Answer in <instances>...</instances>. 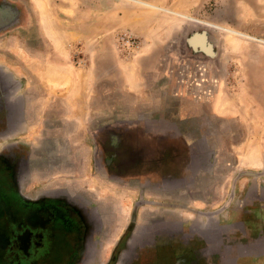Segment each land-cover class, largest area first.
Returning <instances> with one entry per match:
<instances>
[{
    "label": "rangeland",
    "instance_id": "1",
    "mask_svg": "<svg viewBox=\"0 0 264 264\" xmlns=\"http://www.w3.org/2000/svg\"><path fill=\"white\" fill-rule=\"evenodd\" d=\"M139 1L151 7L0 0L20 11L0 25V159L11 161L22 197L76 194L82 213L101 214L73 264H264V166L241 167L233 151L264 158V0ZM110 6L151 27L158 20L167 37L110 26L100 18ZM40 17L67 51L64 72L48 74L52 87H65L72 69L76 85L92 73V90L77 93L85 103L69 105L81 119H70L63 97L43 103L37 72L52 55L41 56ZM201 30L213 56L185 43ZM115 31L136 36L139 51L122 57ZM127 73L138 84L129 91ZM218 100L229 109L216 113Z\"/></svg>",
    "mask_w": 264,
    "mask_h": 264
},
{
    "label": "flooded vegetation",
    "instance_id": "2",
    "mask_svg": "<svg viewBox=\"0 0 264 264\" xmlns=\"http://www.w3.org/2000/svg\"><path fill=\"white\" fill-rule=\"evenodd\" d=\"M0 11L9 18V11ZM76 196L51 192L34 200L22 197L11 161L1 158L0 264H73L81 245L91 243L84 241L86 234L102 227L101 214L94 218L82 213L87 207L77 203Z\"/></svg>",
    "mask_w": 264,
    "mask_h": 264
},
{
    "label": "crops",
    "instance_id": "3",
    "mask_svg": "<svg viewBox=\"0 0 264 264\" xmlns=\"http://www.w3.org/2000/svg\"><path fill=\"white\" fill-rule=\"evenodd\" d=\"M133 1H136V2L141 3V4L143 3L144 5L151 7L150 3H148V2H143V1H139V0L138 1L133 0ZM14 7H15L14 5H7V4L0 3V9L7 10V11L11 12L12 15L14 14L13 17H9L8 19H6L5 16H3V17L1 16L3 11H0V21H1V19H3L2 23L0 22V25L2 27L7 26L9 24H13V22H15L16 13H19L20 11H19V8L18 9L16 8L15 11H13ZM39 8H44V5L39 7ZM154 8H157V7L154 6ZM115 9H117V8H115L113 6L106 7L105 10L103 9L104 12L101 13L100 18L102 20L105 19L109 22L112 21V19H113L114 20L113 23H109L110 26L113 25V26H115L114 28L128 29L130 32H132L136 35H139V36L140 35L143 36L146 34L155 40H162V39L167 37V33L166 34L161 33L160 30H158L157 27L161 26L160 25L161 22H159L158 20H155V22L153 21L152 22L153 27H151V26H149V23L146 20L143 21L142 18L137 17V14H133L131 11H127L123 16L122 14L120 15V14L116 13L117 10L115 11ZM37 25H38V29H39V35H41V37H42V41L46 42V44L49 46V49H46V51L42 50L41 56L45 55L44 52H46L48 55H52L51 61L46 63V66H45L46 70H42V71L37 72V78H38L39 82H41V87L46 92V94H44V96L42 97L43 103L44 102L46 103V101L48 102L50 100L52 101L54 99H60L61 97H63V101L61 100L60 102L66 106V108H67L66 113L71 115L70 119H81V117L76 116L78 113L76 111L77 109L74 111L71 109L69 110V108H70L69 105H72V104L81 105V104L85 103V101L82 99H85L86 94L82 92V94L77 95V93H81L82 90L83 91L88 90V89L92 90V79H91L92 73H90L91 74L90 79H89L90 82H88V83L85 82V84H83V85H76L74 83V80L73 79L71 80V78L74 77V74H76L78 70L72 69L71 70L72 72L69 71L71 74V77H69L68 84H66L65 87L64 86L60 87V88L52 87V85L48 81L47 77H48L49 72H52L54 74V73H57V71H60V72L63 71L62 70L63 66L59 65V64H60V60H61L60 57L62 55H65V53L67 52L66 49L63 48L65 41L63 43L62 48L55 47L54 41L52 39H50L45 32L46 28L42 22L41 17L38 18ZM53 38L55 39V36H53ZM142 48H141L142 50L145 49V47H142ZM37 51H39V50H37ZM144 57H147V56H144ZM42 62L45 63L44 59H42ZM126 78H127V82L122 84V87L124 89H126V91H129L132 87H138V84L136 82H135V84H132L133 83L132 74L127 73ZM78 89H79V92L78 91L76 92V90H78ZM63 93H67V94L65 96H63ZM91 97L92 96H89L90 100L92 99ZM213 104L215 106V111L218 114L225 112L226 109H229V108H226L224 102L222 103L219 100ZM72 115H75V117ZM65 117H67V116H65ZM248 134H249V129L247 128L246 136H248ZM233 151L235 154H238V158L240 157L239 163L241 164V167L258 168V167L264 166V158H263L261 152L257 151L254 148L252 151V158L249 155H247L244 151L235 150L234 148H233Z\"/></svg>",
    "mask_w": 264,
    "mask_h": 264
},
{
    "label": "built area",
    "instance_id": "4",
    "mask_svg": "<svg viewBox=\"0 0 264 264\" xmlns=\"http://www.w3.org/2000/svg\"><path fill=\"white\" fill-rule=\"evenodd\" d=\"M113 41L117 51L124 58H130L139 51L140 41L128 31H115Z\"/></svg>",
    "mask_w": 264,
    "mask_h": 264
},
{
    "label": "water",
    "instance_id": "5",
    "mask_svg": "<svg viewBox=\"0 0 264 264\" xmlns=\"http://www.w3.org/2000/svg\"><path fill=\"white\" fill-rule=\"evenodd\" d=\"M195 38H199V44L194 43ZM185 43L192 51H200L207 56H213L215 54L213 45L208 42L206 32L203 30L192 32L188 37H186Z\"/></svg>",
    "mask_w": 264,
    "mask_h": 264
}]
</instances>
